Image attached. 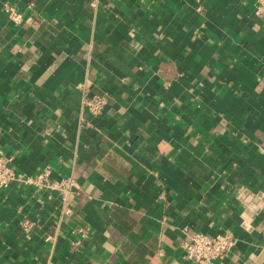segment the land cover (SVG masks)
I'll return each instance as SVG.
<instances>
[{
    "label": "crops",
    "instance_id": "obj_1",
    "mask_svg": "<svg viewBox=\"0 0 264 264\" xmlns=\"http://www.w3.org/2000/svg\"><path fill=\"white\" fill-rule=\"evenodd\" d=\"M254 5L0 0V153L16 173L49 168L80 188L68 215L56 195L1 189L0 264H195L180 246L196 232L235 238L210 264H264ZM85 94L106 100L101 117L81 110Z\"/></svg>",
    "mask_w": 264,
    "mask_h": 264
},
{
    "label": "built area",
    "instance_id": "obj_2",
    "mask_svg": "<svg viewBox=\"0 0 264 264\" xmlns=\"http://www.w3.org/2000/svg\"><path fill=\"white\" fill-rule=\"evenodd\" d=\"M5 13L7 19L13 25H20L22 22V14L13 6L6 5ZM254 15L256 17H264V0H255ZM86 93V92H85ZM106 100L102 97L85 94L81 101V110L97 119L104 113ZM9 187H22L32 192L45 195L48 199H52L56 195L61 203L60 213L68 215L70 209L67 203L70 198L77 197L80 188L73 177L53 178L51 170L44 168L35 175H24L13 171L4 161L0 153V190ZM26 230L32 228V224L28 221L21 223ZM80 239L86 237V233L82 230L74 232ZM235 238L229 233H219L207 235L200 232L192 233L181 243V257L185 261L195 264H210L214 260L223 259L235 246ZM74 245L77 242H73Z\"/></svg>",
    "mask_w": 264,
    "mask_h": 264
}]
</instances>
